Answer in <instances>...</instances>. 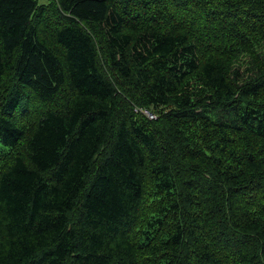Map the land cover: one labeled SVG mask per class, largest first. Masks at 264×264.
Here are the masks:
<instances>
[{"label":"trees","instance_id":"trees-1","mask_svg":"<svg viewBox=\"0 0 264 264\" xmlns=\"http://www.w3.org/2000/svg\"><path fill=\"white\" fill-rule=\"evenodd\" d=\"M0 264H264V0H0Z\"/></svg>","mask_w":264,"mask_h":264},{"label":"rangeland","instance_id":"rangeland-1","mask_svg":"<svg viewBox=\"0 0 264 264\" xmlns=\"http://www.w3.org/2000/svg\"><path fill=\"white\" fill-rule=\"evenodd\" d=\"M37 1L42 5L49 3L51 0H37Z\"/></svg>","mask_w":264,"mask_h":264}]
</instances>
